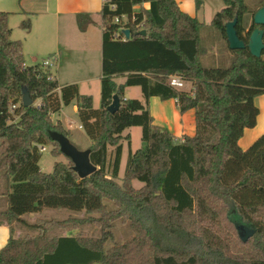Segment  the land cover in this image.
Wrapping results in <instances>:
<instances>
[{"label": "trees", "instance_id": "16d2710c", "mask_svg": "<svg viewBox=\"0 0 264 264\" xmlns=\"http://www.w3.org/2000/svg\"><path fill=\"white\" fill-rule=\"evenodd\" d=\"M257 3L252 14L264 7V0ZM110 4L115 11L104 3L101 12L99 109L93 108L92 97L79 94L76 84L59 87L54 78L47 80L52 73L42 63L27 66L21 42L10 39L8 14L0 12V178L6 183L0 224L10 232L13 224L27 230L23 236H10L0 250V264H264V134L245 151L237 144L259 113L253 100L264 95V50L260 58L246 47L229 50L225 35V26L236 19V34L248 43L257 27L251 25L248 32L243 28L242 17L250 12L246 0H223L225 7L211 21L227 43L228 68L202 66L203 25L181 12L174 0ZM115 16L128 21L114 24ZM87 22L78 16L82 31ZM124 30H129V39L115 40ZM169 76L181 77L191 90L169 87ZM124 77V85L114 82ZM126 87L140 88L145 104L126 99ZM23 89L33 102L29 108L22 105ZM113 95L120 106L110 113ZM152 97L176 100L181 114L192 110L195 135L183 136L177 144L168 131L153 129L146 104ZM73 102L91 141L90 161L98 169L82 180L66 158L68 163L55 162L51 173L38 165L39 147L49 145L53 157L62 155L49 133L69 134L52 116ZM11 106L16 107L13 114ZM131 127L141 129L142 147L129 151L119 186L121 141L126 139L128 147L130 143V135H122ZM131 180L144 188L134 190ZM103 200L114 202L118 210L107 212ZM44 209L97 213L94 223L107 232L103 238L87 239L80 231L83 219H24ZM119 217L130 222L134 236L105 252L104 238ZM69 224L76 230L72 236L50 233ZM240 225L255 230L245 243L238 236Z\"/></svg>", "mask_w": 264, "mask_h": 264}, {"label": "crops", "instance_id": "0c3cea01", "mask_svg": "<svg viewBox=\"0 0 264 264\" xmlns=\"http://www.w3.org/2000/svg\"><path fill=\"white\" fill-rule=\"evenodd\" d=\"M174 1L181 12L192 19L195 18L198 23L203 25L202 27L207 29L211 27V21L214 15L225 7L223 0ZM246 3L248 6H251L254 11L257 9V0H246ZM103 5L104 0H0V12L8 14L7 25L11 29L10 39L12 41L18 40L21 42L23 57L28 55L31 61L36 63V56L47 55L45 58L47 59L51 57V55H55L58 60L54 68L57 72V76L52 75L57 81L58 86L63 87L76 84L81 96H90L81 92V85L92 82L94 80L93 78L88 77L79 80L70 78L60 81L58 79V71L63 70L68 74L84 75L88 74V72L96 66H99L101 77V41L103 34L101 12ZM142 6L145 9L149 8L148 4H142ZM139 9L140 7H135L137 12ZM253 15L254 14L250 13L242 17V25L245 32L253 25ZM78 16L88 18L86 28L83 31L77 24ZM206 19L208 21H206ZM45 59H42V61ZM125 81V77L114 79L117 85H124ZM185 86H188V89L182 91L189 92L191 90V84L187 83ZM128 88L133 87H126L124 93ZM138 96L139 97H136L135 100H138L141 104H145V99L141 94L140 88ZM146 104L149 114H151L153 118L152 127L155 130L168 131L176 140H179L183 136L193 137L195 135V113L192 110L184 114L179 113L176 100L173 99L161 100L157 97H152ZM253 104L259 111L256 123L254 127L244 131L237 143L238 147L244 151L249 149L251 144L264 134V95L255 97ZM66 108H72V111L75 112L77 116L76 102L71 103V105ZM63 110L64 108L59 113L53 114L52 120H59L62 127L69 133L71 129L70 124L72 125V122L64 125L62 120L56 118ZM133 128L138 127L127 129L130 135V131ZM78 130L82 131L80 123H78ZM121 150L122 155L119 163V173L123 174L129 152L128 146L122 145ZM130 150L134 153L137 151V149L131 148V139ZM5 186L6 183L4 179L0 178V203L3 202L1 206L5 205L6 208V196L3 194L5 192ZM33 219L34 217L31 218V220ZM66 233L67 231L60 236H72ZM20 234L21 230L14 231L13 229L10 232L8 225L5 223L0 224V250L7 244L6 242L10 236L17 238Z\"/></svg>", "mask_w": 264, "mask_h": 264}, {"label": "rangeland", "instance_id": "374dc122", "mask_svg": "<svg viewBox=\"0 0 264 264\" xmlns=\"http://www.w3.org/2000/svg\"><path fill=\"white\" fill-rule=\"evenodd\" d=\"M247 4V3H246ZM250 9V13H252V11H254V9L251 8V6H248ZM137 12V10H135ZM246 14V15H248ZM206 21H208L206 19ZM199 36H200V41H201V45L203 46V48L206 50V55H204L203 57H201V64L204 68H213V67H218V68H228L230 66V62H231V58L230 56H228L229 54L227 53V43L226 41L222 38L220 32L215 29L214 27H209L208 29L205 27H201L200 31H199ZM47 57V55H39L36 56V63H34V61H31V59L29 58L28 55L24 56V62L26 63L27 66H34L35 64H37L38 62L41 63L42 59H45ZM52 74L54 76H57V72L56 70L53 68L52 69ZM91 77L94 80L92 82H88L87 84H83L81 85V92L90 95V97H92V100H94V109H99L100 108V101H101V97H100V67L96 66L95 68H93L90 72H88V74H68L67 72H64L63 70L58 71V79L60 81H63V79H70V78H74V79H82V78H88ZM62 83V82H61ZM185 85H187L186 82L183 83V85L181 87H178V90H187L188 86L186 87ZM139 88L138 87H133V88H128L127 90H125L124 96L127 99H136V97H139ZM57 116V115H55ZM56 118H59L60 120L63 121L64 125H67L69 122H72L71 125V129L69 130V141L70 143H72L78 150L80 151H85L87 149H89L90 145H91V141L90 139L87 137L86 133H84V131L82 130H78V116H76V113L72 111V108H64L63 112L57 116ZM153 124V123H152ZM154 129V128H153ZM131 135L129 132H127V130H125V132L123 133V138L126 135H130V139H131V148L132 149H137V151L139 149H141L140 147H142V142H141V138H142V132L140 128H133L131 131ZM182 138H180L179 140H175V143H179L181 141ZM121 145L123 146H128L127 140L123 139L121 141ZM52 149L51 146L47 145L44 146V151L41 152V157L39 160V168L40 170H42V172L44 173H51L52 170V166L55 162H59L62 161L64 163H68L65 160V157L63 155H61L60 157H53L51 155L50 150ZM112 147H108V151L111 153L112 151ZM126 150V149H125ZM128 150H130V143H129V147ZM127 153V150H126ZM129 153V152H128ZM131 153H134L133 151H131ZM124 177V173L118 175L117 179H115V182L119 184V186L122 185V179ZM130 186H132V188L134 190H140L142 188H144L142 183H139L136 180H131L130 181ZM1 190V188H0ZM3 202L0 203V213L2 211H4L5 205H2ZM103 205H105V209L107 212H116L118 210V207L116 204H114V202L112 201H107V200H103ZM34 217L33 220H31L32 217ZM29 216H25L24 218H26V222L28 223H33L35 222V220L37 219H43V220H53V221H64L67 219H73L78 218V219H83L85 221V224L81 225V232L85 235V237L87 239H100L103 238L105 232H101V228L99 225H97L96 223H94V220H96L99 217V214L97 213H91V214H84L83 212L77 213V212H73L71 213L68 210H48V209H44L40 212H37V214H32ZM72 224L67 225L65 230H55V231H51V234H57V235H61L62 233L66 232V234H70L73 235L75 233L76 230H73L72 228ZM13 229L15 230H21V234L20 236H23L27 230L26 228H24L22 225H15L13 224ZM108 234L109 237H107L106 239L104 238V240H106V243L104 244V251L107 252L108 250H110V248L112 247H120L126 243H128V241H130V239L134 236V233L130 227V222L128 220H126L125 218H117L115 220H113L110 224V227L108 229Z\"/></svg>", "mask_w": 264, "mask_h": 264}, {"label": "water", "instance_id": "95a60500", "mask_svg": "<svg viewBox=\"0 0 264 264\" xmlns=\"http://www.w3.org/2000/svg\"><path fill=\"white\" fill-rule=\"evenodd\" d=\"M253 24L257 27L250 32L248 36V43L245 45L244 41L239 40L235 26L236 19H233L225 26L226 40L228 41L229 50H242L245 47L248 49L253 57L260 58L262 51L264 50V7L257 10L252 18ZM248 32V31H247ZM126 39H129V30L123 31ZM145 35V31H141L140 36ZM112 103L107 107L110 113L116 111L119 106V97L116 95L112 96ZM22 105L24 108H29L33 105L32 100L26 89L22 90ZM50 139L56 142L59 146V152L72 163V170L76 173L79 179L89 178L90 175L94 174L98 169L91 163L89 149L85 151L78 150L69 139L63 134L57 132H50ZM255 230H251L245 226H238V236L243 243L247 242L252 238Z\"/></svg>", "mask_w": 264, "mask_h": 264}, {"label": "built area", "instance_id": "2783aa9c", "mask_svg": "<svg viewBox=\"0 0 264 264\" xmlns=\"http://www.w3.org/2000/svg\"><path fill=\"white\" fill-rule=\"evenodd\" d=\"M104 3H108V7H109V9H110L111 11H115L116 7H114V5H111V4H110V0H104ZM133 20H134V19L132 18V21H133ZM112 21H113L114 24H122V23H126V22L128 21V19H127L126 16H122V17H117V16H115V17H113ZM114 39H115V40H118V41H121V42L127 40L126 37H125V35H124V33H123L122 36L119 35V34H115ZM57 61H58V60H57V58L55 57V55H51V57H49V58L43 60L41 63L43 64V66H44L45 68H48V69H50V70L52 71V69L56 67V65H57V63H58ZM52 79H53V75H51V77H48L47 80L52 81ZM183 83H184V81H183L182 78L179 77V76H178V77H177V76H169V77L167 78V81H166V84H167L169 87L173 88V89H178V87H181V86L183 85ZM39 104H40V100H38V101L35 103L36 106H39ZM15 109H16L15 106H11V107L9 108V112H10L11 114H13L14 111H15ZM16 120H17V118H15V121H16ZM70 126H71V124H70ZM39 151H40V152H43V151H44V147H39Z\"/></svg>", "mask_w": 264, "mask_h": 264}]
</instances>
